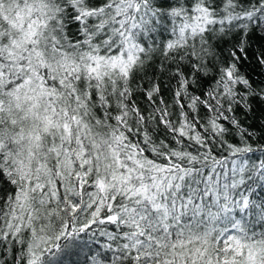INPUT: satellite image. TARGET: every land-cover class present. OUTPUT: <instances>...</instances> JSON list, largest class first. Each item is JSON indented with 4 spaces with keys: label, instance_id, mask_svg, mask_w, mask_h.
I'll return each mask as SVG.
<instances>
[{
    "label": "snow or ice",
    "instance_id": "snow-or-ice-1",
    "mask_svg": "<svg viewBox=\"0 0 264 264\" xmlns=\"http://www.w3.org/2000/svg\"><path fill=\"white\" fill-rule=\"evenodd\" d=\"M0 264H264V0H0Z\"/></svg>",
    "mask_w": 264,
    "mask_h": 264
}]
</instances>
